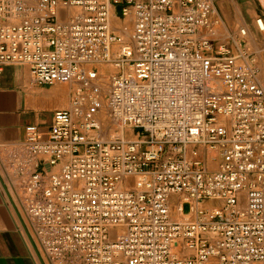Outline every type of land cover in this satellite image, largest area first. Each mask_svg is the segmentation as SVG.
I'll list each match as a JSON object with an SVG mask.
<instances>
[{
	"label": "built area",
	"instance_id": "built-area-1",
	"mask_svg": "<svg viewBox=\"0 0 264 264\" xmlns=\"http://www.w3.org/2000/svg\"><path fill=\"white\" fill-rule=\"evenodd\" d=\"M214 2L0 0V68L75 85L11 162L42 264H264V79Z\"/></svg>",
	"mask_w": 264,
	"mask_h": 264
},
{
	"label": "crops",
	"instance_id": "crops-1",
	"mask_svg": "<svg viewBox=\"0 0 264 264\" xmlns=\"http://www.w3.org/2000/svg\"><path fill=\"white\" fill-rule=\"evenodd\" d=\"M214 9V17L220 21L217 40H243L264 74V31H259L255 23L260 18L264 24V0H215ZM113 25L119 24L113 21ZM240 29L245 30L244 37L239 36ZM69 85L38 86L24 65L0 68V264H42L18 208L19 191L16 179L10 176L11 162L25 140L27 127L47 129L55 112L69 108L73 96Z\"/></svg>",
	"mask_w": 264,
	"mask_h": 264
},
{
	"label": "rangeland",
	"instance_id": "rangeland-1",
	"mask_svg": "<svg viewBox=\"0 0 264 264\" xmlns=\"http://www.w3.org/2000/svg\"><path fill=\"white\" fill-rule=\"evenodd\" d=\"M113 21L119 24V25H117V28H119V30H121V26L122 27L128 26V23H126V22H122L120 20H114V19H113ZM129 29L130 28L127 27L126 30L129 33V38H130V30ZM122 32L124 33V31H122ZM257 34H258L259 37L261 36L260 33L257 32ZM101 72H102L101 80H102V88H103L102 89V94L104 96L107 93L108 81H109V78H110L111 74L113 73V69H112L111 66H103L101 68ZM261 76L264 79V74L263 73H261ZM69 86L71 87L72 92H73L74 88H75V85L74 84H70ZM101 121H102V126H103V131H102L103 137H104L105 140L109 139L110 135H113L114 133L117 132V127L107 118V108H106V105H105V100H104V105H103V108H102V111H101ZM129 134H130V136L132 135L131 133H129ZM10 176L13 178V174H10ZM8 177L9 176L6 174V178L7 179H8ZM131 183H132V180H130V184Z\"/></svg>",
	"mask_w": 264,
	"mask_h": 264
},
{
	"label": "bare ground",
	"instance_id": "bare-ground-1",
	"mask_svg": "<svg viewBox=\"0 0 264 264\" xmlns=\"http://www.w3.org/2000/svg\"><path fill=\"white\" fill-rule=\"evenodd\" d=\"M70 13H73V11H70ZM127 27L128 26H125V30L123 29V31H124V33L121 31V34L123 35V37H124V39L125 40H129L128 38H129V33L127 32ZM103 89V88H102Z\"/></svg>",
	"mask_w": 264,
	"mask_h": 264
}]
</instances>
